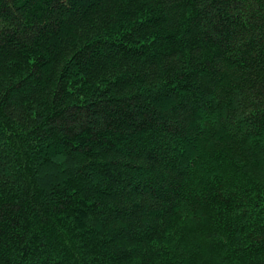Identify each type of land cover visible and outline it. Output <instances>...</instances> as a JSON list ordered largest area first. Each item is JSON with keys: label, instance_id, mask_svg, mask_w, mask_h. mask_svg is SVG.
Listing matches in <instances>:
<instances>
[{"label": "trees", "instance_id": "obj_1", "mask_svg": "<svg viewBox=\"0 0 264 264\" xmlns=\"http://www.w3.org/2000/svg\"><path fill=\"white\" fill-rule=\"evenodd\" d=\"M0 264H264V0H0Z\"/></svg>", "mask_w": 264, "mask_h": 264}]
</instances>
